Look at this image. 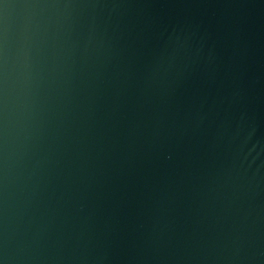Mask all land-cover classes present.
<instances>
[{
    "label": "water",
    "instance_id": "water-1",
    "mask_svg": "<svg viewBox=\"0 0 264 264\" xmlns=\"http://www.w3.org/2000/svg\"><path fill=\"white\" fill-rule=\"evenodd\" d=\"M0 264H264V0H0Z\"/></svg>",
    "mask_w": 264,
    "mask_h": 264
}]
</instances>
